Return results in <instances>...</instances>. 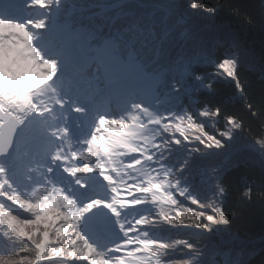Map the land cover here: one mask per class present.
Listing matches in <instances>:
<instances>
[{
	"label": "snow or ice",
	"instance_id": "snow-or-ice-1",
	"mask_svg": "<svg viewBox=\"0 0 264 264\" xmlns=\"http://www.w3.org/2000/svg\"><path fill=\"white\" fill-rule=\"evenodd\" d=\"M253 209L264 0H0V264H264Z\"/></svg>",
	"mask_w": 264,
	"mask_h": 264
},
{
	"label": "trees",
	"instance_id": "trees-1",
	"mask_svg": "<svg viewBox=\"0 0 264 264\" xmlns=\"http://www.w3.org/2000/svg\"><path fill=\"white\" fill-rule=\"evenodd\" d=\"M260 40L261 38L259 34H256L253 38V43L259 46ZM237 227L242 231L249 234H255L258 237L259 234L264 232V216L261 215L259 209H253V211L248 214V217L241 221Z\"/></svg>",
	"mask_w": 264,
	"mask_h": 264
}]
</instances>
